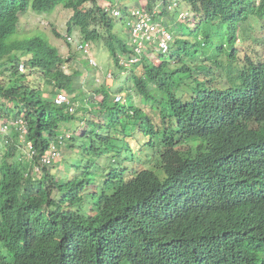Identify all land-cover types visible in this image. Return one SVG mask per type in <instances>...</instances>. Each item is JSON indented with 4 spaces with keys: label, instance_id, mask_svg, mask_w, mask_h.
Returning <instances> with one entry per match:
<instances>
[{
    "label": "trees",
    "instance_id": "16d2710c",
    "mask_svg": "<svg viewBox=\"0 0 264 264\" xmlns=\"http://www.w3.org/2000/svg\"><path fill=\"white\" fill-rule=\"evenodd\" d=\"M101 1L0 0V121L22 117L39 156L59 144L61 126L72 129L78 119L75 129L83 127L65 141L78 162L64 179L48 167L32 175L12 132L0 156V240L8 254L0 264H264V40L252 33H264V0H187L196 29L173 19L167 28L176 66L143 60L130 72L150 115L129 93L115 103L103 84L88 87L91 109L77 118L43 97L62 91L74 100L82 91L77 73L64 72L66 60L42 34L23 33L20 18L61 6L72 12L67 34L76 28L97 39L99 30L88 28L106 22ZM155 4L147 0L145 9ZM240 30L260 43V57L237 56ZM115 42L106 46L116 65L118 56L135 55L126 41ZM194 139L201 144L175 163L159 162L161 175L144 169L125 179L123 165L113 168L112 160L151 158Z\"/></svg>",
    "mask_w": 264,
    "mask_h": 264
},
{
    "label": "rangeland",
    "instance_id": "374dc122",
    "mask_svg": "<svg viewBox=\"0 0 264 264\" xmlns=\"http://www.w3.org/2000/svg\"><path fill=\"white\" fill-rule=\"evenodd\" d=\"M111 1H114V2L118 1L121 4H127L126 0H111ZM128 1H129V4L131 5L140 4L141 1H143L144 3V0H128ZM179 2H182V1L180 0ZM103 4L108 6L107 0H103L99 3V5L101 6H103ZM71 16H72V12L70 10L63 9L61 6H57L50 14L49 13H37V12H34L28 9L27 13L20 18L19 28L23 33H26L27 35L42 34L46 38L47 41H49L50 43L54 44L57 47L58 52L62 56L74 57L75 50L73 49L72 46L66 44L62 37V35H65L66 24ZM168 21H169V14L164 13L162 23L167 24ZM193 21L194 20H190L188 24V27L191 31H194L195 26H196L195 24H193ZM120 27H121V24L119 21H117L115 28L118 30ZM95 28H97L100 32L102 31L100 28H98V26H96ZM257 29L258 28L252 31V33L256 32V36H259V38H257V41L264 40V33L263 32L257 33L258 31ZM112 30L115 32V29H112ZM56 33L61 35V39H58V37L56 36ZM187 33H188L187 30H185L184 34L186 35ZM241 34H242V30L238 32L237 40H236L237 42L239 39V42H237L236 47H235L237 56L240 59H243L245 56L248 58H253V59L260 57V54L262 52V47L260 43L255 44V42L254 43L248 42L246 40L249 37L243 38ZM73 36H74V38L72 37L73 40L82 38L80 34L78 33L77 29L73 31ZM104 36L106 35L104 34ZM118 48L120 49V47ZM76 54H77L75 57L76 60L75 58L71 60L70 58L68 59L69 61H67L68 63L66 64V68H64V72L66 74L68 73L71 74L72 71H76L80 77V78L75 77L74 82L77 84H81L83 88H81L82 91L79 90L74 93L73 102H74L75 109H77V113L75 112L76 117L81 118V116L83 115V110L81 108L84 107L87 109V111H89V108L87 106L89 107L91 106L89 103L90 97H88L86 100V95H85L86 92L84 89H86L87 86H90V88L96 89L98 86L97 85L95 86L94 78L92 77V73L95 75V72L93 71L94 68L89 66L84 55H82L79 52H76ZM90 55L93 57V59L96 61L97 65L102 69V71H108L109 69H111V72L113 74V77H112L113 80H109L106 83V86L104 87L108 86L112 94L115 96L117 94L129 93V95L132 97L134 104L137 107L141 108L144 112L146 111L150 115L148 111H150L151 106L142 104L139 93L133 87L134 85L130 79L131 70H129L128 72H125L124 75L120 73V70L114 66L113 60L110 55V51L109 49H107L106 43L104 42L103 39L101 40L98 39V40L91 42ZM166 62L171 64L174 67L176 66L175 62L171 59V56H169L166 59ZM97 79L99 82L96 84L101 85L103 82H101L102 79H101L100 73L97 74ZM118 91H121L123 93H119ZM115 96H114V99H115ZM43 97L48 98V95L45 94ZM100 99L101 97H98V100ZM85 102L87 106L85 105ZM15 113L16 111L13 112L12 115H14ZM77 120L75 119V121L72 122L75 126L78 124ZM153 120H154V123L156 124L159 123V120L157 118L154 117ZM75 126L72 128L73 131L71 127L69 130H63L62 126L60 130H62V132L68 131L70 134L72 133L75 136L77 135L76 137H79L82 134L83 127H80V128L76 127L77 129H75ZM130 142L131 141H129V143ZM131 144H133V142H131ZM197 144H198V141L196 140H187L185 144L180 145L172 150L165 151L161 157V160L167 162L168 164H173L176 162V160L179 157H181L182 155H185L189 148H194L195 146H197ZM0 148H1V145H0ZM68 153H69V150L63 148V154H62L63 157L61 161L58 162L55 166H52L51 168H49V171L52 174L58 173V175H60L63 179L65 178V175L67 176V178L71 177L73 168L69 166L74 165L75 163L78 162L77 154H74V153L68 154ZM137 154H138V157L134 160H132V158L130 157L129 158L126 157V159L128 160L122 161L121 163L116 161L118 164H121L123 165V167L126 168L125 170H127V172L125 173V176H128L129 174L135 171H140L144 168H151L154 171L157 169V165H158L157 156H154L152 157V159L150 158L149 160H147L144 157L143 153L138 152ZM105 168L107 169V167ZM91 171L94 172L95 174L101 173L98 167H94L93 169H91ZM161 174H162L161 171L157 173V175H161ZM37 177H40V175H38Z\"/></svg>",
    "mask_w": 264,
    "mask_h": 264
},
{
    "label": "clouds",
    "instance_id": "9594fccd",
    "mask_svg": "<svg viewBox=\"0 0 264 264\" xmlns=\"http://www.w3.org/2000/svg\"><path fill=\"white\" fill-rule=\"evenodd\" d=\"M179 1L180 0H156V4L152 8V10L148 12L145 9V6L147 4V0H144V3H143V1H141L140 4H135V5L134 4L131 5L128 3L127 4H121L118 1L114 2L111 0H107L108 6L103 4V10H104L103 13L105 14L106 22L102 21L101 25H104V26L103 27L101 26L102 28L98 27L102 30L101 32L99 31L97 33V35L100 34V37H98L97 39L86 40L83 37L84 35L82 33H80L79 30L77 29L78 33L80 34V36L82 38H79L77 40H73L72 39V37L74 38L73 31L76 28L70 34H67L65 32V35H62V37H63L66 44L73 47V49L75 50V53H74L75 56L74 57H64L60 53L59 54L66 60V62L69 61L68 60L69 58H70V60L74 59L77 55L76 52H79L82 55H84L89 66L94 68L93 71L95 72V75L92 73V77L94 78L95 86L97 85L98 87L102 86L103 84H104V86H106V83L109 80H113V78H112L113 74L111 72V69H109L108 71H102V69L97 65L96 61L90 55L91 42L92 41H95L98 39L99 40L103 39L104 42L107 43L108 41L111 40V42L113 43V46H115L116 45L115 38H116V39L124 41V42L126 41L130 45V47L133 48L135 55H133L131 57H129V56L128 57L118 56L117 65L113 61L114 66L116 68H118L120 70V73L123 75L125 74V72H128L129 70H132L135 66L139 65L143 60H146L149 63L154 64V65H159L162 61L166 62V59L169 56H171L169 54V52L171 53V48L175 44V42H174L175 39H174L172 31L167 29L170 26V23H171L170 20L173 19L175 21H179L181 23H184L188 27L190 20H194L197 18L195 16V14L191 11L187 0H181L182 2H179ZM135 10L142 11L143 13H145L148 16V19H149L148 23L150 26V28L147 31H145L144 33H142L138 37H135L133 34L135 26L138 23V18L133 14V11H135ZM163 11H166L169 14V21L167 24L162 23ZM99 17H101V16L99 15ZM117 21H119L121 24V27L118 30L115 28ZM193 24L196 25L195 21H193ZM95 27L96 26L94 24L91 25L88 28V32L90 33L91 31H93V29H96ZM104 27H106L108 30L110 29V32H111L110 35L106 34ZM151 27H153L154 29H151ZM112 29H115V32ZM195 29H196V26H195ZM66 31H67V24H66ZM190 32H192V31L190 30ZM104 34L106 36H104ZM56 36L58 37V39H61L60 34H58V35L56 34ZM236 40H237V37L235 39V43L237 44V42H239V39L237 42H236ZM49 44L57 49V47L54 44H52L50 42H49ZM149 45H153L154 50L158 51L157 54L149 51V48H148ZM57 51H58V49H57ZM161 56H163V57L160 58ZM75 60H76V58H75ZM23 67L25 69L24 65H23ZM64 68H66V67H64ZM24 69H23V71H24ZM23 71H20V72H23ZM74 72H76V71H74ZM72 73H73V71H72ZM99 73L101 74V79H102L101 82H103L101 85L96 84L99 82L97 79V74H99ZM75 77L80 78L78 73L75 74ZM94 82H92V83H94ZM88 87L89 86H87V88L84 89L86 92L85 93L86 100L88 97H90L89 96L90 90H87ZM105 88H107V90H109V92L111 93V95L113 97V101L115 103H121V104L124 103V96L123 95H125V93L124 94H117L115 96L112 94V92L108 88V86ZM92 90H94V89H92ZM95 90H97V88ZM118 92L123 93L121 91H118ZM59 93H64L67 96V98H68L67 104L66 103H63L60 105L55 104L54 98ZM57 94L54 96H51V97L48 95V98H51L53 103L57 106L65 105L70 114H74L75 112L77 113V109H75L73 100H71V98L65 92L61 91V92H58ZM114 96H115V99H114ZM85 105H86V102H85ZM87 107L89 108V111H90L91 108L89 106H87ZM81 109L83 110V114L85 112H87V113L89 112L84 107H82ZM76 113H75V115H76ZM16 118H22V117H16ZM13 119H15V118L10 117L9 119H3L0 121V124L3 122L11 121ZM14 131L18 134V132L16 130H14V128H11L10 134L6 137V141H7L6 143L4 141L0 140V145H1L0 156L3 155V153L5 151L4 146L7 145L8 141L10 140V138L12 136V132H14ZM66 134H68L67 138H66ZM60 136H62L61 143H59V141L58 142L56 141V142L59 143V144H57V147L61 151V159H62L63 148L66 149V145H67L65 143V141L70 139L73 135L71 136V134L68 131L67 132L63 131V133L61 135H59L58 137H60ZM25 140H26V137H25ZM57 140H59V139H57ZM194 140L198 141L197 146L199 144H201V142L198 139H194ZM26 142H28V141H26ZM52 142H55V141H52ZM197 146H195L194 148H189V149L190 150L195 149ZM19 147H22V144L19 143V134H18L17 145H16V149H17L16 156L19 157L21 160L24 157L25 158L24 161H26L27 163L30 164L29 159L26 157L25 153H23L22 148L20 149ZM189 149H188V151H189ZM71 153H72V151L69 149L68 154H71ZM162 155H163V152H161L160 154H157V153L153 154V157L157 156V161H158L157 169L155 170L156 174L159 173V171H160L159 170V165H160L159 162L163 161V160H161ZM137 157H133L132 160L136 159ZM145 158L147 160L150 159L147 156H145ZM61 159L59 161L55 162L53 165L49 166L48 168H51L52 166H54L55 164L60 162ZM151 159H152V157H151ZM116 161L117 160H112V165H113L114 169L115 168L118 169L116 166H118L119 164ZM30 166H31V164H30ZM31 168H32V166H31ZM144 169L152 170L151 168H144ZM144 169H142V170H144ZM142 170H140V171H142ZM140 171H135V172L129 174L128 176H125V179H128L129 177L133 176L135 173L140 172ZM126 172H127V170H125L124 175ZM32 175H34L36 177L38 176L37 174L33 173V168H32ZM39 175H41V174H39ZM0 256L8 257L7 252L1 246V240H0Z\"/></svg>",
    "mask_w": 264,
    "mask_h": 264
},
{
    "label": "built area",
    "instance_id": "2783aa9c",
    "mask_svg": "<svg viewBox=\"0 0 264 264\" xmlns=\"http://www.w3.org/2000/svg\"><path fill=\"white\" fill-rule=\"evenodd\" d=\"M133 14L138 18V23L134 29V36L138 37L145 31H147L150 26L148 23V16L143 13L142 11L135 10ZM151 29H154L151 27ZM23 65L19 66V70L23 71ZM54 102L57 105L68 103V98L64 93H59L55 96ZM11 128H14L19 134V143L22 144L23 152L25 153L26 157L29 159V162L33 168V173L39 175L41 174V170L45 167H49L53 165L55 162L61 159V151L58 149L55 142H50L47 149L39 156L31 142H26L25 137L28 134L27 123L22 118H15L11 121L3 122L0 124V140L6 141V137L10 134ZM68 134H66V138ZM62 136L59 137V143H61ZM37 157V158H36ZM36 158V159H35Z\"/></svg>",
    "mask_w": 264,
    "mask_h": 264
}]
</instances>
